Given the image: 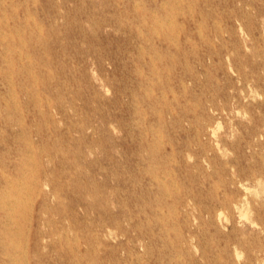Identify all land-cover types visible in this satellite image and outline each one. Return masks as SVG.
I'll list each match as a JSON object with an SVG mask.
<instances>
[{
    "label": "rangeland",
    "instance_id": "1",
    "mask_svg": "<svg viewBox=\"0 0 264 264\" xmlns=\"http://www.w3.org/2000/svg\"><path fill=\"white\" fill-rule=\"evenodd\" d=\"M9 166L40 264H264V0H0Z\"/></svg>",
    "mask_w": 264,
    "mask_h": 264
},
{
    "label": "bare ground",
    "instance_id": "2",
    "mask_svg": "<svg viewBox=\"0 0 264 264\" xmlns=\"http://www.w3.org/2000/svg\"><path fill=\"white\" fill-rule=\"evenodd\" d=\"M7 171L8 174L3 178L6 183L3 188L4 193H0V264H17V261L21 264H40L38 262L39 242L52 236L51 223L49 219L36 211L33 201L27 203V210L24 211L26 205L13 197L11 193L13 186L11 166ZM18 218L23 221L18 222ZM42 225L47 226V230L43 231Z\"/></svg>",
    "mask_w": 264,
    "mask_h": 264
}]
</instances>
